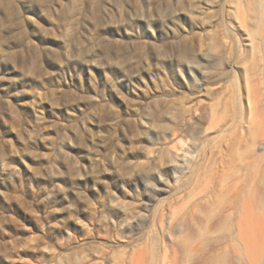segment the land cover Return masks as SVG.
I'll return each instance as SVG.
<instances>
[{
    "label": "rangeland",
    "instance_id": "rangeland-1",
    "mask_svg": "<svg viewBox=\"0 0 264 264\" xmlns=\"http://www.w3.org/2000/svg\"><path fill=\"white\" fill-rule=\"evenodd\" d=\"M0 264H264V0H0Z\"/></svg>",
    "mask_w": 264,
    "mask_h": 264
},
{
    "label": "bare ground",
    "instance_id": "bare-ground-1",
    "mask_svg": "<svg viewBox=\"0 0 264 264\" xmlns=\"http://www.w3.org/2000/svg\"><path fill=\"white\" fill-rule=\"evenodd\" d=\"M262 228H263V226L260 227V230H259V232H258V236H259V237H261V235H262V232H263V231H262ZM246 235H248V234L246 233Z\"/></svg>",
    "mask_w": 264,
    "mask_h": 264
}]
</instances>
